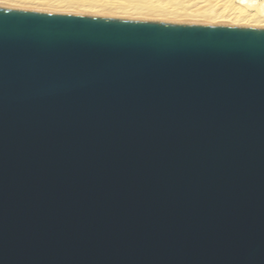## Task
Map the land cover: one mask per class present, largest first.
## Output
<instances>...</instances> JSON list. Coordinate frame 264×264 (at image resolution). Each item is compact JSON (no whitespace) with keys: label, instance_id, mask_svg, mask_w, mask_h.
I'll return each instance as SVG.
<instances>
[{"label":"water","instance_id":"95a60500","mask_svg":"<svg viewBox=\"0 0 264 264\" xmlns=\"http://www.w3.org/2000/svg\"><path fill=\"white\" fill-rule=\"evenodd\" d=\"M0 264H264V24L0 3Z\"/></svg>","mask_w":264,"mask_h":264},{"label":"bare ground","instance_id":"6f19581e","mask_svg":"<svg viewBox=\"0 0 264 264\" xmlns=\"http://www.w3.org/2000/svg\"><path fill=\"white\" fill-rule=\"evenodd\" d=\"M0 3L53 10L76 6L95 14H106L103 10H107L114 13L106 15L147 19L264 24V0H0Z\"/></svg>","mask_w":264,"mask_h":264},{"label":"rangeland","instance_id":"374dc122","mask_svg":"<svg viewBox=\"0 0 264 264\" xmlns=\"http://www.w3.org/2000/svg\"><path fill=\"white\" fill-rule=\"evenodd\" d=\"M20 6H25V5H20ZM32 6H34V5H28V6H26V7H32ZM41 7V6H40ZM46 8H49V7H47V6H45ZM34 8H37V7H34ZM80 8H83V7H80ZM43 9H45V8H43ZM62 10H64V11H74V12H85V13H94V12H88V11H86L85 9H78L76 6L75 7H71V6H69V7H64V9H62ZM106 14H113L114 12H107V10H103ZM203 22V21H202ZM204 22H207V21H204Z\"/></svg>","mask_w":264,"mask_h":264}]
</instances>
